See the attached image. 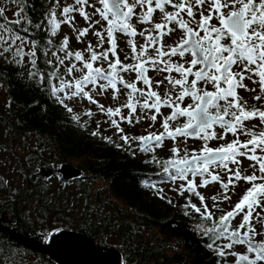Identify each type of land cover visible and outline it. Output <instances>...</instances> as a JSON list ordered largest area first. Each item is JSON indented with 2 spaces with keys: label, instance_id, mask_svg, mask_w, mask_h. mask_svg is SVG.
<instances>
[{
  "label": "snow or ice",
  "instance_id": "snow-or-ice-1",
  "mask_svg": "<svg viewBox=\"0 0 264 264\" xmlns=\"http://www.w3.org/2000/svg\"><path fill=\"white\" fill-rule=\"evenodd\" d=\"M11 3L16 5L13 13L15 19L9 20L6 9L0 7V58L23 64L24 58L28 57L35 69V41L31 42L30 50L25 51L29 42L10 27L32 24L25 13V0H11ZM59 7V0H54L47 19L53 36L62 23L73 26L78 42L96 25H100L102 30L93 32L97 44L95 48L88 45L85 50L89 53L87 58L84 52L68 50L67 36L59 49L64 53L63 57L53 53L57 65L50 75L60 81L59 87L54 86L52 89L57 102L72 113L73 108L65 101L76 97L85 98L110 118L121 116L120 107L105 109L91 93L98 88L97 95H102L111 89L113 99H116L121 92L118 85H122L127 90L123 107L129 110L128 116H121L122 121L132 124L137 106L153 123L162 115V107L170 109V114L163 117V132L132 138L121 135L120 139L129 148L133 140L139 142L141 152H153L155 148L162 147L165 138L175 142L178 137H183L185 145L187 138L201 140L203 143L199 152H190L187 146L181 150L174 144L170 149L171 158L161 162L153 156L151 162L160 165L173 183L177 180L186 182L179 187V194L188 192L198 197L201 207L190 200L184 207L199 214L205 224L211 223V226L202 228L197 226L212 241L207 245L209 249H214L221 258L229 255L235 257V264H264V238L257 239L264 237V233L259 232L253 224L254 220L264 224V0H95L94 3L90 0H74L73 4L63 6V20L58 21L56 9ZM86 8L93 11L88 12ZM157 11L160 13V22L153 20ZM74 12L84 19L88 27L75 29L72 23ZM95 16L99 19H94ZM133 19L149 27L138 32L132 23ZM214 20L216 23H213ZM35 27L40 28L41 25L36 23ZM177 30L182 33L180 39L174 46L166 47L164 38ZM28 31L25 27L24 32ZM117 33L130 38L127 43L131 55L125 56V60H131V63L122 62L117 55ZM137 35L144 38L139 50L133 39ZM105 41L108 48L103 47ZM97 48L103 50L97 51ZM186 56L191 59L186 60ZM177 57L179 60L174 59ZM66 60L70 61L68 65H65ZM103 62L107 63V68L103 67ZM97 63H101V66L94 67ZM59 66H65L66 76H72L74 72L81 75L74 80H66L58 75ZM149 71L166 75L157 80L154 86ZM127 72L135 73L134 81L124 79L122 73ZM30 75L35 76L36 73ZM245 80L258 85V94L253 99L261 102L259 107L249 106L239 96L238 89L257 92V88H248L244 84ZM165 81L166 91L162 96L154 87L159 88ZM38 82H45L43 75ZM138 84L144 87H138ZM89 85L91 89L86 90ZM186 99L191 102L185 106ZM85 115L91 117L92 112L88 111ZM72 119L78 121L80 117L72 116ZM181 119L183 123L177 124ZM246 121H258V124L249 128ZM135 122L139 123L140 118L136 117ZM111 124L118 133H123L116 119H111ZM257 127L259 130H254ZM217 128L221 131L218 132ZM228 134L233 137L230 142L217 147L209 146V141H223ZM92 135L97 133L93 132ZM241 135L248 138L242 141ZM240 157L252 162L251 175L241 171ZM221 171L228 174L227 182L221 179ZM196 177H200L199 185L195 183ZM240 181L250 187L232 210H220L222 214L219 217H215V213L205 203V197L197 191L198 187L219 183L222 193L211 198L216 208L219 201L231 199L228 194L230 187L234 189ZM168 202L172 203L171 200ZM188 214L186 211L185 215ZM237 216H242V219L234 227L232 221ZM220 239L228 242L222 246L216 245ZM235 245L245 246V253L233 250Z\"/></svg>",
  "mask_w": 264,
  "mask_h": 264
},
{
  "label": "trees",
  "instance_id": "trees-1",
  "mask_svg": "<svg viewBox=\"0 0 264 264\" xmlns=\"http://www.w3.org/2000/svg\"><path fill=\"white\" fill-rule=\"evenodd\" d=\"M53 4L54 0H25V13L32 24L10 25L29 42L25 51L35 41L36 68L28 57L23 64L0 58V155H5L0 159V224L39 243H48L60 230L80 232L95 244L112 249L120 264H235V257L221 258L207 247L212 241L197 226L211 223L205 224L199 214L184 207L189 200L201 207L197 196L179 194L182 184H173L160 165L157 174L148 160L130 158L119 144L109 142L104 133L102 136L105 127L89 130L87 119L94 116L85 113L92 108L78 112L67 102L73 108L69 113L57 102L52 89L59 87L60 81L50 75L57 62L50 58L49 49L54 46L57 51L62 39L56 36L60 28L53 36L47 23ZM63 4L56 9L58 21L63 20ZM0 7L6 9V16L16 10L11 0H0ZM36 23L41 27L36 28ZM32 72L36 75H30ZM77 73L65 77L63 66H59L58 75L66 80L78 78L81 74ZM41 75L44 83L38 82ZM16 146L24 148V155H16ZM162 156L159 161L168 159L166 154ZM62 163L72 164L81 176L62 184L40 171L52 169L55 176V165ZM99 183L101 186H96ZM248 187L244 183L237 195L242 197ZM221 193L220 184L211 183L205 197L215 217L237 203L221 200L214 208L211 198ZM241 219L237 216L233 226ZM227 242L220 239L216 245ZM233 250L245 253L246 248L235 245ZM0 264L59 263L0 232Z\"/></svg>",
  "mask_w": 264,
  "mask_h": 264
},
{
  "label": "flooded vegetation",
  "instance_id": "flooded-vegetation-1",
  "mask_svg": "<svg viewBox=\"0 0 264 264\" xmlns=\"http://www.w3.org/2000/svg\"><path fill=\"white\" fill-rule=\"evenodd\" d=\"M91 3H94L95 0H90ZM74 0H68L67 2H64L63 6L69 5V4H73ZM171 10V9H169ZM86 11L88 12H92L93 9L91 8H86ZM74 17L73 20V25L75 27V29L79 30V29H83L88 27V24L84 21V19L78 14V13H73L72 14ZM198 18V17H197ZM94 19H99L98 16H95ZM154 22H160V13L157 11L154 14L153 17ZM132 23L136 26L137 31H142L144 28L149 27V25H141L136 23V20L133 19ZM213 23H216V21L214 20ZM97 30H102L100 25H96L95 28L90 29V31L88 32V34L84 37L80 38V42L77 41V32L73 30V26H70L67 23H63L60 27V35L58 36V34L56 35L57 37H60V39H63L65 36L68 37L69 40V44H68V50L75 52V51H81L85 53V58H87V56L89 55V53H87L85 50L87 49L88 45L91 44L94 48L96 47L97 44V37L95 35H93L94 31ZM72 31V35L71 32ZM182 33L177 30L175 33L170 34L169 36L164 38V45L167 46H174L175 43L180 39ZM117 37V55L119 56L120 60L124 63H131V60H125V56H130L131 55V48L128 45L127 41L128 39H130L129 37H126L120 33L116 34ZM135 40V43L137 45V49L139 50V46L141 44L144 43V38L137 35L136 37L133 38ZM84 45V47H83ZM61 47V46H60ZM60 47L57 49V51L54 49L55 47L52 46L51 49H49L51 51V56L50 58L56 60V55H53V53H56L57 55L63 57L64 53L60 52L59 49ZM104 48H108L109 45L107 43V41H105L104 43ZM97 51H102L103 49L97 48ZM151 52V49L149 50ZM111 55H110V59H111ZM176 60H179V58H174ZM186 60H190L191 57L190 56H186L185 57ZM74 62V61H73ZM183 62V61H180ZM70 63V61L66 60L65 61V65H68ZM95 66H101V63H97L94 64ZM79 67V64H78ZM103 67L107 68V63L103 62ZM63 70H64V74H62L65 77H70V76H66L65 75V66H63ZM235 70H239V69H235ZM81 74V73H80ZM122 75L124 76V79L126 81H134L135 80V73L134 72H127V73H122ZM149 77L152 78L153 80V85L155 86V82L157 80H160L163 78L164 75H166V73H157L154 71H149L148 73ZM173 75L175 76L176 74L173 73ZM77 76H79V74L77 73ZM75 77H72L71 80H74ZM191 79V77H190ZM166 84L167 82L165 81L164 85H161L159 88H155L154 90L158 91L162 96L164 94V92L166 91ZM244 84L247 85L248 88H257V92H250V91H245L243 89H238V94L240 97L243 98L244 101H247V104L249 106L251 105H256V106H260L261 102L260 101H256L253 99V97L255 95L258 94V85L257 84H253L250 80H245ZM138 87H144L142 84H138ZM91 85H89L87 88L91 89ZM118 87L121 88V92L118 94L116 99H113V93L112 90L109 89L107 91H105L102 95H97V92H99V89H96V92H92L91 94L93 95V98L96 99L100 105H103L105 109L107 108H117L120 107L121 108V116H128L129 115V110L127 108H124L123 105L127 100V95L126 92L127 90H124L122 85H118ZM74 90V89H73ZM209 90H211V86H209ZM79 99H81L80 97H76L73 100H66V102H70L74 107H75V102L76 100L78 101ZM86 100V99H85ZM191 101L189 99H186L184 102V105L186 106L188 103H190ZM75 103V104H74ZM90 107H93L92 110V114H93V124L92 126L94 127H105L104 132L101 131L100 133L103 136V133L105 135V138L107 137L109 142H114L116 144L122 145L121 149L125 150V153L133 159H139V160H148L149 163L152 164L153 170H155V172L153 173H159V168H158V164L151 162L153 159V156L156 157V159L158 160L159 157L166 154L169 158H171L172 153L170 151V149L174 146L179 147L181 150H183L185 148V146H187L188 150L191 151H196L199 152L201 146H202V141L195 139V138H187L186 141V145L184 143L185 138L183 137H178L176 139V141L174 142L171 139L165 138L164 142H163V146L159 147V148H155L153 152H141L140 149V144L139 142L133 140L131 143V148H129L128 145H124L123 140L120 139L121 135H127L130 138L132 137H140V136H146L149 133L155 132L157 134L163 132V128L161 127L162 125V121H163V117L167 116L170 114L171 110L166 108V107H162L161 108V113L162 115L157 117L156 122H152L151 120L147 119L145 114L141 113L140 107L137 106V112L135 114V116L133 117V123L129 124L126 121H122L121 120V116H114V117H109L106 113L101 112L99 107L97 105H93L91 103ZM152 113H147V115H151ZM136 117L140 118V122L136 123ZM111 119H116L118 121V123L120 124V128L123 129V133H118L117 129L112 126L111 124ZM177 124H181L183 123V119L178 120L176 122ZM245 124L247 125V127L252 128L253 124H258V121H246ZM175 126V125H174ZM218 132L221 131L219 128L216 129ZM254 130H259V127H257ZM241 140H246L248 137L241 135ZM233 139V137L231 136V134H228V136L226 137L225 140L220 141V140H213V141H209V146L210 147H217L221 144H224L226 142H230ZM134 153V154H133ZM160 153H162V155H160ZM181 154H183V151H181ZM239 159L241 160H247L244 157H240ZM251 162V161H250ZM58 167V166H57ZM57 169V168H56ZM55 169V171H56ZM251 170L253 171V169L251 168ZM252 174V173H251ZM250 173H248V175H251ZM54 175V171L52 176ZM56 177H57V173H56ZM191 177V176H189ZM200 178V177H196L195 179ZM243 187V185L241 186V188ZM200 189V188H197ZM241 190V189H239ZM237 190V192L239 191Z\"/></svg>",
  "mask_w": 264,
  "mask_h": 264
},
{
  "label": "water",
  "instance_id": "water-1",
  "mask_svg": "<svg viewBox=\"0 0 264 264\" xmlns=\"http://www.w3.org/2000/svg\"><path fill=\"white\" fill-rule=\"evenodd\" d=\"M40 171L44 177L53 174L52 169L41 168ZM56 173L57 180L62 184L81 176V171L70 163L59 164ZM0 232L8 235L14 242L47 254L59 264H120L112 255V249L95 244L80 232L57 231L48 243L24 238L2 224Z\"/></svg>",
  "mask_w": 264,
  "mask_h": 264
},
{
  "label": "rangeland",
  "instance_id": "rangeland-1",
  "mask_svg": "<svg viewBox=\"0 0 264 264\" xmlns=\"http://www.w3.org/2000/svg\"><path fill=\"white\" fill-rule=\"evenodd\" d=\"M68 0H59V2H61V3H64V2H67ZM7 16L10 18V19H14V15L13 14H10V13H7ZM71 32V35L74 33H72V31H70ZM83 47H84V45H83ZM77 78V77H76ZM79 78V77H78ZM0 90H1V88H0ZM86 90H89V88H86ZM59 95H63L62 93L61 94H59ZM65 103H67V102H65ZM76 103V104H75ZM74 104H75V107H74V110L75 111H78V112H80L81 110H87V109H90V108H92V110H93V107L94 106H92V107H90V104H89V101L86 99V100H83V101H77L76 100V102H75ZM68 104H70L69 102H68ZM87 122L89 123V127H88V129L90 130L91 128L92 129H94L93 128V126H92V124H93V118H91V120H89V119H87ZM91 129V130H92ZM16 149H17V154L16 155H18V156H21V155H24L23 153H24V148L23 147H21V148H18L17 146H16ZM19 151V152H18ZM4 157L5 155H3V154H1L0 155V159H2V157ZM23 157V156H22ZM252 162H250L249 160H241L240 159V165H239V167H240V169H241V171L244 173V174H246V175H248V173H252V170H251V167H250V164H251ZM0 164H1V162H0ZM59 164H57V165H55L56 167L55 168H57V166H58ZM230 167H232V168H235L236 167V165H230ZM46 169H48V168H46ZM217 171H219V169H217ZM220 175H221V179L224 181V182H227V179H228V174H226L225 172H220ZM52 177V180L54 181V183L55 182H57V177H56V175L54 176H51ZM190 179L192 178V177H189ZM173 183V182H172ZM186 182L185 181H180V180H177L175 183H173V184H176V185H180V184H185ZM195 183L197 184V185H199L200 184V178H197V179H195ZM244 181H240V182H238L237 183V185H236V187L233 189V188H231L230 187V190H229V196L231 197V199L229 200V201H233V200H237V202H238V200L241 198V197H239L238 195H237V190H239V189H241V186L242 185H244ZM96 186H101V184L99 183V184H97ZM167 186L169 187V184H167ZM198 188H200V189H198V192H200L201 193V195H203L204 197H206L208 194H209V191H210V188H211V184H209L207 187H198ZM172 189H174V188H172ZM166 190V189H165ZM166 192H168V190L166 191ZM171 194L172 195H174L175 194V191H171ZM228 201V202H229ZM253 222H255L256 223V225H258V227L261 229V232L262 233H264V225H262V224H260L259 225V223L257 222V221H253ZM257 227V228H258ZM56 233V232H55ZM54 233V234H55ZM53 234V235H54ZM52 235V236H53ZM262 238H264V237H262ZM112 255L114 256V254L112 253ZM116 259H117V257L116 256H114ZM118 260V259H117Z\"/></svg>",
  "mask_w": 264,
  "mask_h": 264
}]
</instances>
